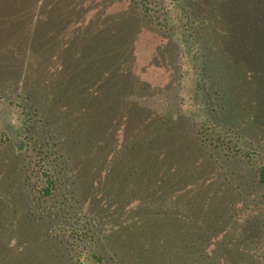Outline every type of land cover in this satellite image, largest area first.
<instances>
[{
	"label": "trees",
	"instance_id": "1",
	"mask_svg": "<svg viewBox=\"0 0 264 264\" xmlns=\"http://www.w3.org/2000/svg\"><path fill=\"white\" fill-rule=\"evenodd\" d=\"M176 2L192 113L164 0H0V264H264V0Z\"/></svg>",
	"mask_w": 264,
	"mask_h": 264
},
{
	"label": "rangeland",
	"instance_id": "2",
	"mask_svg": "<svg viewBox=\"0 0 264 264\" xmlns=\"http://www.w3.org/2000/svg\"><path fill=\"white\" fill-rule=\"evenodd\" d=\"M165 6L168 8L169 17L171 21V25L174 29V39L177 43L181 44L185 51L189 54H186L183 58V73L185 71L184 79H183V94L182 97L184 99V108L186 111L197 112L198 111V100L195 98L194 88H195V74L193 72L194 61L192 56L194 52L190 53L189 45L186 42L185 32L183 28L182 22V13L180 7L176 0H164ZM141 73L151 81L155 83V81H162L164 83L166 81V75L162 73H157L154 70L147 69L146 72ZM3 129H8L11 131H21L23 129V118L20 112L15 110L14 107H9L4 104H0V131ZM84 263L86 260L83 259ZM86 264H90L87 262Z\"/></svg>",
	"mask_w": 264,
	"mask_h": 264
}]
</instances>
